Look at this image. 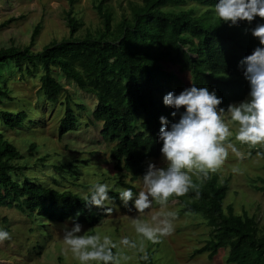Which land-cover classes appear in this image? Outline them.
<instances>
[{"label":"trees","instance_id":"16d2710c","mask_svg":"<svg viewBox=\"0 0 264 264\" xmlns=\"http://www.w3.org/2000/svg\"><path fill=\"white\" fill-rule=\"evenodd\" d=\"M69 2L71 8L65 12L69 38L54 41L40 52H34L31 46L0 48V125H6L8 130L36 123L25 110L15 113L3 108L13 100L3 73L17 68L29 76L42 70L40 92L47 102L64 105L58 128L60 140L78 131L81 120L73 109V98L68 94L60 100L67 89L54 75L58 70L79 90L96 98L89 125L99 129L102 141L111 146L109 157L120 174L119 185L136 191L132 184L141 180L148 163L162 157V143L158 141L160 117L165 116L170 122L176 119L171 115L174 109L164 105L163 97L170 91L178 94L184 89L178 73H190V86L194 83L216 90L222 97L220 107L225 109L249 95L250 85L239 62L259 45L251 28L264 23V18L230 26L215 18L216 0H136L128 3V11L125 9L117 21L108 5L110 0H98L94 8L101 26L95 32L88 31L82 39L75 36L84 23L75 17L74 0ZM189 4L191 7L186 9ZM198 9L204 12L199 13ZM39 30L35 29L32 41ZM79 108L85 109L84 105ZM2 133L0 208L15 209L43 225L64 223L80 213V223L88 228L113 216L117 207L127 210L113 188L109 192L113 199L107 204L112 211L106 214L94 206L87 207L80 194L30 179L25 175L27 166L21 164L26 157ZM246 147L253 151L257 146ZM260 150L264 158V150ZM35 152L37 146L31 144L29 156ZM48 159L49 155L39 160L44 163ZM75 166L68 163L54 167L75 172ZM126 177L130 183L123 180ZM193 180L198 185V197L196 190L173 197L185 213L202 216L212 229L205 245L193 255L205 253L212 260L224 250L227 264H264V224L261 226L257 217L247 211L239 215L231 205L224 207L230 182H221L215 171ZM261 181L262 185L255 189L264 194V179ZM2 222L8 224L6 218ZM59 262L64 264L62 258ZM141 264L155 263L147 255L141 256Z\"/></svg>","mask_w":264,"mask_h":264},{"label":"rangeland","instance_id":"374dc122","mask_svg":"<svg viewBox=\"0 0 264 264\" xmlns=\"http://www.w3.org/2000/svg\"><path fill=\"white\" fill-rule=\"evenodd\" d=\"M97 1L74 0L75 17L84 23L75 38L83 39L88 31L95 32L101 26V19L94 8ZM130 1L136 0H110L108 3L117 21L125 9L128 11ZM70 6L69 0H0V48L31 46L34 52H40L54 41L61 42L69 38L70 30L65 21V12ZM200 11L204 12V9L197 10L199 13ZM37 27L40 29L39 33L32 41ZM41 74L42 70H39L35 76H29L17 68L3 73L13 99L6 102L3 108L15 113L25 110L36 122L27 125V128L16 130H8L6 125H0V132H3L5 138L26 157L25 161L21 162L27 166L25 175L60 191L69 190L80 195L86 193L93 182H107L113 189L121 188L120 174L114 169L109 157L111 146L102 141L99 129L89 125V114L97 105L96 98L79 90L74 83L60 75L58 70L54 71V75L67 89L60 100L63 101L69 94L73 98V109L81 120L78 131L69 133L60 140L58 128L64 115V105L46 101L44 93L40 92ZM178 77L182 80L184 88L190 86L189 72L178 73ZM248 98L249 95L246 99ZM79 105H84L85 109L79 108ZM231 131L235 133V126L231 127ZM227 140L236 143L244 155L237 158L229 150L223 164L215 170L220 174L221 182H230V191L224 207L227 209L231 205L239 215L247 211L249 215L256 216L262 226L264 194L255 187L262 185L261 180L264 179V158L260 150H264V145L258 144L252 151L246 145L235 141L234 135L229 136ZM31 144L37 146L34 156L28 154ZM48 155V160L40 162V158ZM83 161L88 163L83 164ZM68 163L76 165L75 172L64 168L56 170L54 167ZM154 163L162 165L163 157ZM78 165L80 167L77 169ZM195 178L201 177L193 175V179ZM123 180L130 183L129 177ZM132 185L136 191L139 190L141 180ZM176 200L170 197L166 208L163 209L176 213L173 221L174 231L156 243L143 241L142 251L138 248L124 249L129 259L122 264H141V256L147 255L152 256L155 264H227V251L224 250L212 260L205 253L193 255L196 249L205 245L212 229L202 216L185 213ZM156 211H161L159 205H155L151 210L146 209L145 218L150 219ZM133 215L135 213H128L127 210L123 211L117 207L113 216L94 228L84 229L107 234L113 241L128 236L139 244V237L132 222ZM3 218L7 219L8 224L2 222ZM61 224L63 223L43 225L15 209L0 208V228L10 232V239L0 242V264H60L59 258H62L64 264H78L62 242Z\"/></svg>","mask_w":264,"mask_h":264},{"label":"clouds","instance_id":"9594fccd","mask_svg":"<svg viewBox=\"0 0 264 264\" xmlns=\"http://www.w3.org/2000/svg\"><path fill=\"white\" fill-rule=\"evenodd\" d=\"M213 11L216 19L230 26L241 21L251 23L256 17L264 18V0H216ZM251 34L259 45L239 62L250 85L248 99L231 103L225 109L220 107L222 97L216 90L194 83L178 94L170 91L164 95V105L174 109L171 115L176 118L170 122L167 117H160L158 141L162 143L164 163H148L139 190L116 189L124 208L135 213L132 222L140 243L128 236L113 241L107 234L85 230L78 219L80 213L60 225L62 242L78 264H122L129 259L124 249L142 251L143 241L156 243L170 235L176 213L163 211L169 198L183 196L190 190H196L198 197L193 175L206 178L223 164L229 150L237 158L243 157L237 144L227 140L229 136L234 135L240 144L264 145V23L251 28ZM232 126L236 129L234 134ZM111 188L107 182H93L80 199L87 207L110 214L112 209L107 204L113 199L109 195ZM155 205L161 211L146 219L145 210ZM8 239L10 232L0 228V242Z\"/></svg>","mask_w":264,"mask_h":264}]
</instances>
